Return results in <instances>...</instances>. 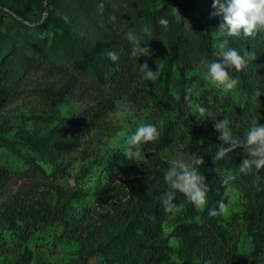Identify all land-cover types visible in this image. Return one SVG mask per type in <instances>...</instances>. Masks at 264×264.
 <instances>
[{
	"label": "rangeland",
	"instance_id": "obj_1",
	"mask_svg": "<svg viewBox=\"0 0 264 264\" xmlns=\"http://www.w3.org/2000/svg\"><path fill=\"white\" fill-rule=\"evenodd\" d=\"M179 2L190 7L196 22L210 24L214 49L226 41V47L235 48L241 55L245 51L254 53L256 59L246 58L247 66L243 70L264 86V31L250 37L243 33L239 36L220 35L218 29L223 20L213 15L216 11L213 0H0V177L7 178L0 193V264H124L116 259L118 256L113 246H104L106 239L118 228L111 229L99 239L79 243L62 240L59 236L63 225L50 221L36 224L31 233L23 237L19 234L21 224L9 211L35 207L33 202L38 205L40 202L65 216L76 214L83 207L81 199L92 198L105 187V176L111 169H116V162L139 164L146 149L139 146L143 159H129L123 154L127 138L140 125L154 124L155 118H177L180 69H184L189 95H196L184 105L198 119L197 126L220 135L214 130L211 117L194 114L197 105L211 111L217 119L227 117L234 136L241 137L254 124L264 125V104L252 96L251 101L246 102V118L239 122L231 118V103L242 99L238 97L241 94L239 88L226 90L208 76L206 64L202 61H211L212 57L195 35L187 37L189 45L173 58L171 79L168 84L164 83L168 42L178 28L174 9ZM61 7L69 11L73 36L82 39L83 35L91 53L123 42L131 47L127 39L129 31L141 46L147 47L152 25L158 23L160 42L154 48L155 65L151 70L155 72L158 66L159 77L143 79L139 65L147 62V56L133 58V71L127 84L121 86H104L78 67L68 64L52 66L43 61L25 72L19 83L13 86L10 75L15 73L24 57L28 61L37 58L31 51L39 45L42 37L51 35V21ZM113 15L122 17L121 26L116 28L109 24ZM161 19L168 23L161 25ZM86 27H91L92 31H86ZM231 44L235 47H230ZM74 59L86 62L78 52ZM100 98H111L119 108L105 113L88 128L54 129L56 123L75 119L87 104ZM186 116L180 119L185 120ZM62 144L65 146L60 148ZM59 148L61 153L53 152ZM42 149L53 152L49 160L38 159ZM158 153L171 163L193 151L177 139ZM32 157H36L35 160ZM243 158L241 152L234 164L223 170V179L229 174L234 178L225 183V210L220 213V224L225 233L237 240L239 251L249 253L252 264H264V234L261 248L256 250L253 234L243 218L254 192L261 187L260 181L264 182V169L241 173L239 164ZM32 163L41 166L46 176H22L23 170ZM53 168H63L65 176L52 182L50 172ZM118 175L125 178V174ZM116 181H120L117 176ZM77 196L82 198L78 201ZM183 208V204L179 205V211L172 212L169 221L164 222V233L168 234L177 213ZM169 241L172 246L178 244L175 236H170ZM171 261L180 264L181 258L172 254Z\"/></svg>",
	"mask_w": 264,
	"mask_h": 264
},
{
	"label": "trees",
	"instance_id": "obj_2",
	"mask_svg": "<svg viewBox=\"0 0 264 264\" xmlns=\"http://www.w3.org/2000/svg\"><path fill=\"white\" fill-rule=\"evenodd\" d=\"M169 2V0H167ZM175 15L177 16L178 28L176 33L169 39L167 60L163 68L164 83L168 84L171 79L172 60L177 57L180 51L189 45V36H196V40L203 46L205 51L212 57L214 49L208 22H196L190 11V7L184 2L175 4ZM59 14L51 21L53 32L50 36L40 39L39 45L32 49L37 57L28 61L26 57L20 60L9 81L13 86L19 83L20 78L33 66L48 62L49 65L63 67L70 65L74 68L91 74L97 82L104 86L127 84L129 75L133 71V57L130 56V47L126 43L115 45L113 48H103L97 53H91L90 47L82 39L74 37L73 27L69 26V11L65 7L58 10ZM68 20L65 22L64 17ZM113 15L109 19L117 27L123 24L120 16ZM113 17L115 19H113ZM47 21H43L46 23ZM92 31L86 27V31ZM160 42L159 24L154 23L151 28L149 45L151 55L147 56V63L150 70L155 65L154 48ZM230 47H235L231 44ZM116 51L119 60L113 62L104 54L105 50ZM82 55V59H74L75 53ZM80 58V57H79ZM233 76H238L240 83L237 84L239 101L232 102L229 115L239 122L247 116V101L251 96L258 98L264 104V86L259 81L250 77L246 70L237 72L230 69ZM7 77V74L4 75ZM178 101L179 113L177 118L171 119L163 116L154 119L157 125L159 136L155 141L139 146L145 147L144 159L137 162H116V169H111L105 176L106 185L92 198L81 199L82 208L76 214L63 215L57 209L48 208L46 204L35 207L11 209L10 215L17 219L20 226L19 234L26 237L35 228L36 224L42 222L57 221L63 225L60 233L62 240H75L83 243L86 240L99 239L111 229L117 231L108 237L105 245L113 246L117 254V260L124 264H174L171 261L172 254L181 258L180 264H252L249 253L239 251L237 240L227 233L220 224V214L210 216L208 210L218 207L217 202H224L225 183L222 177L223 170L234 164L237 156L244 150L237 148L226 155L223 159L214 161L213 157L217 145L222 142L218 140L216 133L197 126L198 119L184 105L196 95H189L186 88V76L184 69L179 70ZM263 78L262 75H259ZM4 77V78H5ZM259 90L260 96L255 95ZM188 93V95H187ZM249 97V98H248ZM116 101L111 98H100L87 104L72 120H61L56 123L54 129L65 131L73 128H88L95 124L105 113L118 109ZM186 116L181 120V116ZM162 123H157L161 122ZM244 134L240 137L243 139ZM179 140L185 147L192 149L204 159V164L199 169L205 176L208 185L207 203L202 210H197L187 198L180 192H176V200L173 203L178 206L183 204V210L177 213L172 222V228L168 234L164 233V222L169 221L171 213H166L161 205V196L168 190V185L163 179L164 172L170 162L163 159L158 151ZM177 142V141H176ZM65 145L62 144V147ZM53 152L61 153V149ZM43 150V149H42ZM53 152L44 151L38 155L40 160H49ZM36 155V154H35ZM36 157H32L35 160ZM118 173L125 174V178ZM63 168H53L50 172L52 182L65 176ZM22 176L36 177L46 176L41 166L32 165L24 169ZM116 176L120 180L116 181ZM124 176V175H123ZM249 178V176H247ZM250 180V179H249ZM7 178L0 177V193L6 185ZM260 189L254 192L251 198L249 209L243 218L247 228L253 234L255 249H260L264 230V182L260 181ZM83 196V195H82ZM82 196H77L79 201ZM170 236L178 238V244H170ZM79 264H85L80 262Z\"/></svg>",
	"mask_w": 264,
	"mask_h": 264
},
{
	"label": "clouds",
	"instance_id": "obj_3",
	"mask_svg": "<svg viewBox=\"0 0 264 264\" xmlns=\"http://www.w3.org/2000/svg\"><path fill=\"white\" fill-rule=\"evenodd\" d=\"M100 7L102 8L103 5H100ZM213 8L216 10L213 15L220 16L223 20L218 29L219 34L222 36H239L243 33L244 36L250 37L264 31V0H213ZM113 19L115 18L113 17ZM64 20L67 22L68 18L65 16ZM159 23L166 25L168 22L161 19ZM127 39L132 45L130 47L131 57L139 58L140 56L151 55L150 49L141 46L132 31L127 33ZM104 54L113 62L119 60L116 51L107 49ZM212 56L215 59L202 61V63L206 64L208 76L226 90H232L240 83L239 77L233 76L229 70L235 69L239 72L247 66V59H256L252 52L245 51L241 55L235 48L226 47V41L213 49ZM139 71L143 74L145 80H155L160 75L158 66L157 70L153 72L147 62L139 65ZM255 95H261L259 90L255 91ZM197 113L199 117H211L214 121V130L220 133L218 140L222 143L216 146L214 161L223 159L237 148H242L244 158L239 164L241 173L251 169L256 171L264 169V125H252L241 139L239 136L233 135L227 117L217 119L211 111L200 105L196 106L194 114ZM157 123H162V121ZM158 136L159 132L156 124L140 125L134 133L128 136L127 147L123 154L136 161L143 159L139 145L155 141ZM203 164L204 159L198 153L189 154L187 157L180 156L171 161L163 176L168 185V190L160 198L161 205L166 213L179 211V206L173 203L176 200L177 191L182 193L197 210L203 209L207 203L206 196L209 190L205 182L206 178L199 170ZM233 178L229 174L225 177L224 183ZM217 205L218 207L208 210L210 216H217L224 212V202L222 200L218 201Z\"/></svg>",
	"mask_w": 264,
	"mask_h": 264
}]
</instances>
